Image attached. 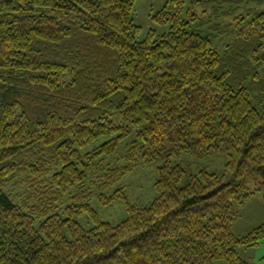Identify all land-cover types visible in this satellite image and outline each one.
<instances>
[{"label": "trees", "instance_id": "16d2710c", "mask_svg": "<svg viewBox=\"0 0 264 264\" xmlns=\"http://www.w3.org/2000/svg\"><path fill=\"white\" fill-rule=\"evenodd\" d=\"M135 1L0 0V264H248L236 247L264 239L231 229L264 198V9L219 53L187 0L139 40ZM214 1L211 27L243 0ZM130 133L127 159L157 164L146 204L118 185L130 166H97ZM218 152L221 175L176 161ZM117 200L127 216L101 220L92 202Z\"/></svg>", "mask_w": 264, "mask_h": 264}, {"label": "rangeland", "instance_id": "374dc122", "mask_svg": "<svg viewBox=\"0 0 264 264\" xmlns=\"http://www.w3.org/2000/svg\"><path fill=\"white\" fill-rule=\"evenodd\" d=\"M166 0H136L131 12L132 19L135 24L141 27V32L138 39H144L150 29H154L157 34H162L169 31V24H159L153 20V14L157 12ZM214 0H187V5L183 11V16L190 20L189 28L206 34L212 40L215 49L222 53L229 43H231L237 33L251 32L252 25L247 24L255 17L256 12L264 9V0H243L239 4L235 2V8L231 14L225 19L223 24L217 27H211L209 24L215 20L210 18ZM192 14L202 17L203 23H197L191 18ZM242 18V19H240ZM253 105L259 110L262 109L261 102L253 97H250ZM261 106V108H260ZM134 127L133 129H135ZM134 133L126 136L109 155H102L98 159L99 167L105 165H128L132 168L118 183L124 189L128 200L131 203H149L154 197L153 183L156 179V163L148 161L128 160L127 153L129 152V142L133 138ZM107 139L103 137L101 140ZM227 155L222 152L206 155L201 158L190 154L180 155L176 161L188 167L192 172H197L201 169L214 172L221 175L225 172V163ZM94 170H97L94 168ZM91 181V180H90ZM249 181V186L252 185ZM15 191H19L20 186H14ZM68 195L64 196V200L68 199ZM96 208L101 220L116 224L127 216V212L121 200L115 201L108 206H100L92 202ZM78 221L84 226L92 225L84 216H79ZM264 222V198L260 191L253 193L248 201L238 208V215L232 225L234 235L240 237L248 234L259 224ZM236 251L239 257L244 259L248 264H264V239L258 246H237ZM213 264H228L224 259H215Z\"/></svg>", "mask_w": 264, "mask_h": 264}]
</instances>
